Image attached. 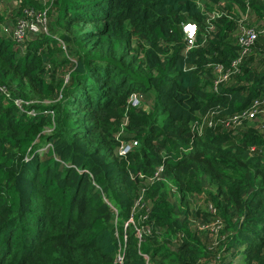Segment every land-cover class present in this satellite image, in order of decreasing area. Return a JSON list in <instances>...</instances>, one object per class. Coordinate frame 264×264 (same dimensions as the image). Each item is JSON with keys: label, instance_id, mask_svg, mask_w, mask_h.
Masks as SVG:
<instances>
[{"label": "trees", "instance_id": "16d2710c", "mask_svg": "<svg viewBox=\"0 0 264 264\" xmlns=\"http://www.w3.org/2000/svg\"><path fill=\"white\" fill-rule=\"evenodd\" d=\"M255 98L264 0H0V264H264Z\"/></svg>", "mask_w": 264, "mask_h": 264}, {"label": "built area", "instance_id": "2783aa9c", "mask_svg": "<svg viewBox=\"0 0 264 264\" xmlns=\"http://www.w3.org/2000/svg\"><path fill=\"white\" fill-rule=\"evenodd\" d=\"M34 20L31 21H20L17 25V29H16V34L18 37L22 36L24 29L30 30L31 32H35L38 30H45V16H39L38 14H35ZM28 27V28H27ZM182 30L187 38V41L190 42L192 40V37L194 35V31H195V25L193 23L190 22H186L182 25ZM256 37V31L252 30V29H244L239 38H238V42L239 45L241 46V53H245L246 51H248L254 41ZM239 60L238 58H235L232 61V64L235 65ZM227 71L225 70L224 72H221L218 77L215 79L214 81V88H216L217 84L224 80L226 78L227 75ZM129 102L132 105H136L138 103V98L136 96L135 93H131L128 97ZM264 110V105L261 106L258 102V99H253L252 103L245 108L244 110H242L240 112L239 115L241 116H253L255 113H257L258 111ZM228 122H225V124H227ZM129 145H122L119 148V153H124L127 149H128ZM138 229L136 228V231Z\"/></svg>", "mask_w": 264, "mask_h": 264}, {"label": "rangeland", "instance_id": "374dc122", "mask_svg": "<svg viewBox=\"0 0 264 264\" xmlns=\"http://www.w3.org/2000/svg\"><path fill=\"white\" fill-rule=\"evenodd\" d=\"M11 1H16V0H11ZM8 15H10V13L8 14ZM5 19H7V17L5 18ZM11 20L8 18V22H10ZM136 96L138 97L139 95L138 94H136ZM125 225H126V223H124ZM138 231H140V230H137L136 231V234L138 233ZM201 236L203 237V238H205V233H203V234H201ZM208 236V234H206V237ZM208 238L206 239V242H208ZM228 257V256H227ZM227 257H226V259H227ZM229 258V257H228ZM240 259V255L239 256H237L236 257V259H234L235 260V262L237 261L238 262V260Z\"/></svg>", "mask_w": 264, "mask_h": 264}]
</instances>
